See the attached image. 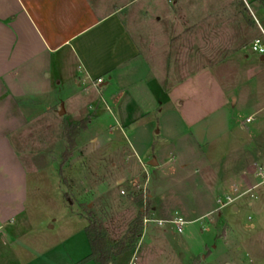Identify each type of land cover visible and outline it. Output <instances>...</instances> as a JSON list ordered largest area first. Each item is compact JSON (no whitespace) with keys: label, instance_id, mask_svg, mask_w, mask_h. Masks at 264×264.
Returning <instances> with one entry per match:
<instances>
[{"label":"rangeland","instance_id":"obj_1","mask_svg":"<svg viewBox=\"0 0 264 264\" xmlns=\"http://www.w3.org/2000/svg\"><path fill=\"white\" fill-rule=\"evenodd\" d=\"M102 2L110 8L123 5L119 14L162 81L172 85L195 80L184 107L163 100L160 123L150 130L167 134L164 144H172L174 153H193L185 139L193 133L202 157L188 165L191 172L162 167L152 176V188L142 161L132 157L125 163L142 174L134 186L122 183L120 188L117 173L125 155L118 150L128 147L136 127L123 130L125 140L100 96L91 95L97 121L85 132L70 133L72 142L60 135L63 124L57 121L29 126L24 145L30 150L42 146L48 153H27L17 145L27 163V198L23 212L11 221L6 242L0 239V264H85L84 215L99 221L112 241L122 236L139 204L148 208L143 218H196L182 232L142 219L134 248L139 262L159 257L150 243L167 237L172 264H264V54L250 48L261 36L251 26L260 16L247 0H94L95 7ZM197 105H204L208 115L199 132L183 120L184 113L195 116ZM235 112L236 122L230 124L226 116ZM90 136L98 138L95 153L87 150ZM151 189L153 201L147 197ZM228 198L234 200L227 203ZM153 203L160 214H151Z\"/></svg>","mask_w":264,"mask_h":264},{"label":"crops","instance_id":"obj_2","mask_svg":"<svg viewBox=\"0 0 264 264\" xmlns=\"http://www.w3.org/2000/svg\"><path fill=\"white\" fill-rule=\"evenodd\" d=\"M247 3L249 9L260 16L261 23L257 20L251 26L262 33L264 0H247ZM122 7H105L103 2L95 7L94 0H0V239L5 242L11 234V221L23 212L27 198V163L19 156L17 145L25 146L22 140L25 136L28 138L29 126L49 125L51 120L61 126L89 116L83 132L87 131L98 119L92 94L100 96L104 109L111 114L123 136L125 128L136 127L131 141L124 136L128 147L118 150L125 155L117 173L120 188L122 183L134 186L142 174L135 173L126 164L132 157L142 161L143 174L151 188L152 176L160 174L162 167L179 168L182 173L202 157L201 144L193 133H186L185 138L193 153H174L172 144L170 148L165 145L168 135L160 129L151 134L150 129L159 125L163 116V100H176L184 107L194 91L195 80L191 78L172 85L162 81L158 70L153 71L154 64L145 48L119 14ZM164 72L167 73L166 66ZM97 78L102 82L95 90L91 82ZM234 102L235 99L232 105ZM196 107L195 116L184 113L183 120L187 126H197L199 132L203 130L199 126L205 125L208 115L203 112L204 105ZM237 117L235 112L228 114L226 120L233 124ZM88 140L92 141L88 152L95 153L100 148L98 138L90 136ZM28 146L24 148L27 153H48L42 146L32 150ZM111 149L98 153L113 151ZM150 159H155L157 165H148ZM151 192L152 189L147 197L153 201L155 194ZM163 197L159 198L163 200ZM168 211L163 210L161 214ZM151 214H160L154 203ZM155 219H170V216L157 215ZM166 238L164 242L158 239L155 244L150 243L159 257L139 262L136 249L129 251V255L128 252L119 255L114 264H172ZM84 241L87 249L83 257H86L90 247L85 232ZM85 264L96 263L89 260Z\"/></svg>","mask_w":264,"mask_h":264},{"label":"trees","instance_id":"obj_3","mask_svg":"<svg viewBox=\"0 0 264 264\" xmlns=\"http://www.w3.org/2000/svg\"><path fill=\"white\" fill-rule=\"evenodd\" d=\"M88 119H81L73 123H63L62 136L68 142L69 134L75 135L79 130L85 129ZM68 153L64 155V158ZM147 207L139 204L136 216L129 222L124 233L118 239L108 241L106 232L101 223L92 215L86 214L87 224L84 227V232L90 247V253L83 259L93 260L96 264H114L115 259L125 253L134 251V248L140 239L142 233V219L147 214Z\"/></svg>","mask_w":264,"mask_h":264},{"label":"built area","instance_id":"obj_4","mask_svg":"<svg viewBox=\"0 0 264 264\" xmlns=\"http://www.w3.org/2000/svg\"><path fill=\"white\" fill-rule=\"evenodd\" d=\"M251 50L260 54H264V31H262L261 36H258L256 38H254L251 42V46H250ZM102 82L101 78H97L95 80H92L91 82V86L92 88H94L95 90H98V85ZM251 118H248L247 120H250ZM261 174V173H260ZM262 182L264 183V177H262ZM121 192L123 193V191L121 190ZM234 199H230L228 198V202H232ZM149 221H155L158 224H164V223H168L174 226L175 230L177 232H181L182 227L184 224H186L187 221H185L183 218H181L180 216H173L170 219H148V218H143V223L145 224L146 222Z\"/></svg>","mask_w":264,"mask_h":264},{"label":"water","instance_id":"obj_5","mask_svg":"<svg viewBox=\"0 0 264 264\" xmlns=\"http://www.w3.org/2000/svg\"><path fill=\"white\" fill-rule=\"evenodd\" d=\"M148 165L155 166V165H157V162H156L155 159H150V160L148 161Z\"/></svg>","mask_w":264,"mask_h":264}]
</instances>
